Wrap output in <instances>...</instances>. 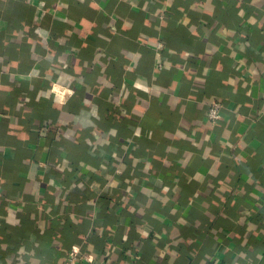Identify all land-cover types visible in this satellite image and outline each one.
I'll return each instance as SVG.
<instances>
[{
  "label": "crops",
  "instance_id": "0c3cea01",
  "mask_svg": "<svg viewBox=\"0 0 264 264\" xmlns=\"http://www.w3.org/2000/svg\"><path fill=\"white\" fill-rule=\"evenodd\" d=\"M72 253L264 264V0H0V264Z\"/></svg>",
  "mask_w": 264,
  "mask_h": 264
},
{
  "label": "built area",
  "instance_id": "2783aa9c",
  "mask_svg": "<svg viewBox=\"0 0 264 264\" xmlns=\"http://www.w3.org/2000/svg\"><path fill=\"white\" fill-rule=\"evenodd\" d=\"M221 109H222V104L219 101L212 102L210 107L208 108V117L213 124H215L217 121L220 120ZM78 259H80V256L77 253H72L69 256L68 262L66 264H74ZM81 259H83L88 263L91 261L89 256L87 255H82Z\"/></svg>",
  "mask_w": 264,
  "mask_h": 264
},
{
  "label": "trees",
  "instance_id": "16d2710c",
  "mask_svg": "<svg viewBox=\"0 0 264 264\" xmlns=\"http://www.w3.org/2000/svg\"><path fill=\"white\" fill-rule=\"evenodd\" d=\"M101 114H102V113H101ZM103 115H104V112H103ZM103 115H102V117H103ZM123 125H124V124H122V126H121V130H120V131L124 134V132H125V126H123ZM5 229H6V228L2 227V228H1V232L5 231Z\"/></svg>",
  "mask_w": 264,
  "mask_h": 264
},
{
  "label": "snow or ice",
  "instance_id": "6c2138e0",
  "mask_svg": "<svg viewBox=\"0 0 264 264\" xmlns=\"http://www.w3.org/2000/svg\"><path fill=\"white\" fill-rule=\"evenodd\" d=\"M139 86V85H138Z\"/></svg>",
  "mask_w": 264,
  "mask_h": 264
}]
</instances>
